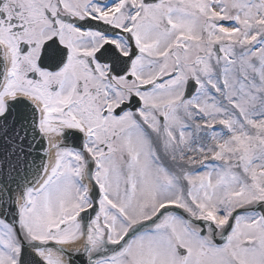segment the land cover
Here are the masks:
<instances>
[{"label": "snow or ice", "instance_id": "snow-or-ice-1", "mask_svg": "<svg viewBox=\"0 0 264 264\" xmlns=\"http://www.w3.org/2000/svg\"><path fill=\"white\" fill-rule=\"evenodd\" d=\"M264 264V0H0V264Z\"/></svg>", "mask_w": 264, "mask_h": 264}, {"label": "water", "instance_id": "water-1", "mask_svg": "<svg viewBox=\"0 0 264 264\" xmlns=\"http://www.w3.org/2000/svg\"><path fill=\"white\" fill-rule=\"evenodd\" d=\"M75 264H81V261L79 259H75Z\"/></svg>", "mask_w": 264, "mask_h": 264}]
</instances>
